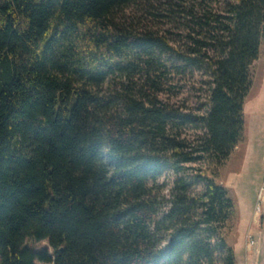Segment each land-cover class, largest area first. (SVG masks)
I'll return each mask as SVG.
<instances>
[{"label":"trees","instance_id":"16d2710c","mask_svg":"<svg viewBox=\"0 0 264 264\" xmlns=\"http://www.w3.org/2000/svg\"><path fill=\"white\" fill-rule=\"evenodd\" d=\"M191 1L0 0V264H237L234 200L186 165L222 163L243 139L264 0H226L225 14ZM133 5L187 12V47L121 18ZM194 70L210 78L203 114L160 98Z\"/></svg>","mask_w":264,"mask_h":264},{"label":"rangeland","instance_id":"374dc122","mask_svg":"<svg viewBox=\"0 0 264 264\" xmlns=\"http://www.w3.org/2000/svg\"><path fill=\"white\" fill-rule=\"evenodd\" d=\"M178 1L152 0V10H160L161 5L166 2ZM209 2L214 12L225 14L226 0ZM191 6L195 12V0L189 2L188 8ZM119 15L139 29L167 35L176 46L187 47V34L191 31L186 24L191 21L187 12L175 21H169L152 17L133 5ZM189 24L192 26L193 22ZM251 73L252 86L243 104V139L222 163L197 161L186 165L187 175L191 177L205 172L224 186L234 200V213L226 224L224 236L235 250L237 264H264V37L261 40L259 56L251 66ZM171 81L170 88L160 98L182 112L203 114L210 95L209 76L194 70L182 77L173 76ZM202 135L203 131L196 126L182 130V138L192 147L200 142ZM174 179L173 173L168 171L158 180L165 202L171 195ZM200 190L201 186H196L194 193ZM27 245L36 251H51L46 241H29ZM216 264H220V261Z\"/></svg>","mask_w":264,"mask_h":264}]
</instances>
